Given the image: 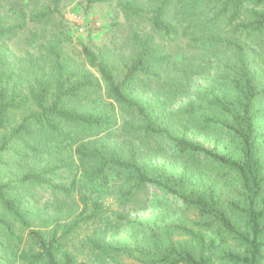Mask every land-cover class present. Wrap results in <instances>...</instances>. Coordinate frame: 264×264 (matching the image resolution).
I'll return each instance as SVG.
<instances>
[{
	"label": "trees",
	"instance_id": "obj_1",
	"mask_svg": "<svg viewBox=\"0 0 264 264\" xmlns=\"http://www.w3.org/2000/svg\"><path fill=\"white\" fill-rule=\"evenodd\" d=\"M57 1L50 0L54 7ZM116 2L131 53L82 46L81 64L65 56L57 35L35 53L15 58L6 42L45 14L21 11L15 23L0 16V165L13 173L0 178V264H85L66 241L81 224L102 220L101 195L83 191L108 173L121 177L127 200L147 186L170 196L176 218L151 225L126 220L143 233L133 248L89 236L86 243L100 264H264V0ZM154 36L184 38L194 52L176 77L163 78L170 56ZM208 69L221 78L215 76L205 93L190 94L191 77ZM141 77L146 86L165 81L162 104L137 95ZM181 96L187 102L167 114V105ZM116 118L122 119L117 131L131 137L125 148L97 140L115 135L110 129ZM178 131L182 135L175 136ZM188 131L217 141L227 136L228 152L188 139ZM152 138L171 144L174 159L186 167L180 176L141 164L135 141L145 146ZM74 161L78 168L69 183L60 182L59 174L70 172ZM26 185L46 186L64 200L76 196L80 210L69 206L63 221L38 219L25 204ZM10 246L16 248L13 261Z\"/></svg>",
	"mask_w": 264,
	"mask_h": 264
},
{
	"label": "rangeland",
	"instance_id": "obj_2",
	"mask_svg": "<svg viewBox=\"0 0 264 264\" xmlns=\"http://www.w3.org/2000/svg\"><path fill=\"white\" fill-rule=\"evenodd\" d=\"M116 3V0H109L102 4L87 5L85 0H59L57 6L54 7L50 0H0V16L11 23L18 20V14L21 11L28 16L45 14L44 17L29 21L22 31L6 42L4 48L9 50V53L13 54L15 58H24L28 53H35L39 46L57 35L63 40L62 47L65 56L75 60L78 64L83 61L80 55L82 46H86L95 53L97 50H110L115 55L123 52L126 57L131 53V48L126 42L128 25L124 15L116 7ZM144 32H149V29L146 28ZM154 41L160 48H163L165 54L170 56L169 64L171 66L163 78L167 74H171L172 77L178 75L179 70L187 66L189 58L194 55V52L188 49L187 41L184 38L179 37L173 41H166L160 36H154ZM215 76L221 78L213 69L195 73L188 83L191 86L188 92L192 95H197L199 92L205 93V90L214 85ZM143 77L140 78V83L135 90L137 95L142 96L146 101L152 100L154 103L162 104L166 91L169 90V87L162 85L165 81H161L159 84L148 82V86H146L144 81L147 79ZM186 102L185 96L177 97L175 101L167 105L165 112L168 114L177 111ZM106 104L107 100L100 101L99 109L104 110ZM19 117L18 114L13 116L12 125L19 121ZM116 120L117 122L113 123L110 129L111 131L115 130V135L107 139L103 138L104 135L101 134L97 140L100 144L125 148L130 145L128 143L131 137L127 136L124 131H117L116 128L122 125V119L116 118ZM174 135L180 136L182 133L178 131ZM260 135V140L264 141V129L260 130ZM185 136L205 147L216 148L218 152H228L229 138L227 136L221 137L218 141L214 135H201L195 131H188ZM160 141L162 140L152 138L145 146L135 141L134 146L139 153L141 164L151 169L163 170L167 174L180 176L186 168L185 165H182L183 161L174 159L176 155L173 153L171 144L165 143L166 140H163L162 143ZM75 142L77 141L71 143L72 148L76 146ZM160 148L167 150H159ZM262 154L264 155V152ZM70 168V172L67 169L59 174L60 182L69 183L71 172L78 168L77 161H74V165ZM10 173L13 176L12 172H7L0 165L2 181L11 178L8 176ZM120 178L116 173H108L106 180L90 182L83 191L85 195L92 196L91 198L101 195L105 214L100 221L81 224L79 229L72 233L66 241L67 247L80 262L100 264L86 243L89 236L103 242L133 248L142 239L143 233L141 229H134L126 220L151 225L161 219L174 221L176 218L171 213L172 205L176 203V200L168 195L163 197L158 189L151 186H147L143 191L136 193L132 199L127 200L124 195L127 187L122 185ZM191 180L194 181L195 176H192ZM24 192L26 195L28 194L25 204L30 213L35 214L38 219L57 216L63 221L69 206L73 208L74 212L80 210L76 203V196L64 200L65 198L63 199L61 195L54 193L46 186L26 185ZM35 222L38 221L35 220ZM8 253V258L12 261L16 259V248L10 246ZM122 262L123 264H132L126 259H122Z\"/></svg>",
	"mask_w": 264,
	"mask_h": 264
}]
</instances>
